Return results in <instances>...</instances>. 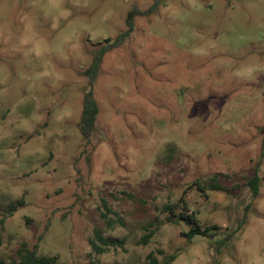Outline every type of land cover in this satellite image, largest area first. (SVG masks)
Masks as SVG:
<instances>
[{
  "label": "rangeland",
  "instance_id": "1",
  "mask_svg": "<svg viewBox=\"0 0 264 264\" xmlns=\"http://www.w3.org/2000/svg\"><path fill=\"white\" fill-rule=\"evenodd\" d=\"M155 2L0 0V261L264 264V0H160L91 85ZM168 206L215 234L188 240ZM96 229L117 243L103 254Z\"/></svg>",
  "mask_w": 264,
  "mask_h": 264
},
{
  "label": "trees",
  "instance_id": "2",
  "mask_svg": "<svg viewBox=\"0 0 264 264\" xmlns=\"http://www.w3.org/2000/svg\"><path fill=\"white\" fill-rule=\"evenodd\" d=\"M159 1L160 0H156V2L154 3V6H152L149 10L145 12H141L136 8H133L132 10L128 12L126 21H125L128 29L120 33L108 47H103L101 50L96 52V54L93 56L92 64L84 72V74L90 79L91 85L93 84L94 80L96 79L98 75L104 54L108 50L121 45L125 41V39L130 36L131 32L133 31L134 18L140 15H146L147 13L153 11L154 7H156L157 2ZM97 115H98L97 103L95 99L93 98L92 93H89L85 96L83 100L81 117H80V122H79L80 133L83 139L86 141L90 138V136L92 135L94 131ZM263 148H264V144H263ZM262 157H264V150H263ZM215 177L217 176L212 177L209 181L210 189L214 191L222 190ZM248 184L252 189L253 195L256 196L258 193L259 177L257 175L253 176L251 179H249ZM18 204L22 206L23 202L18 201ZM182 205L185 206V203L182 202ZM172 209L173 207L171 206L166 207L167 212L169 214L171 213V215L168 217L169 221H172L173 218H176L177 220H181L184 223L191 226L190 230L187 233H185V237L188 240H190L195 235L211 237L215 234L214 227L202 229L201 226L198 224L197 219L193 215L184 214L182 212L175 214ZM8 210H9V214L12 215L17 210V205L10 204ZM105 216L106 215H103L104 219L106 218ZM149 239H150V235L145 236L142 240V243L147 244ZM89 244L92 250L96 254H103L111 246L117 243L105 238L103 236V232L100 229H96L94 230L93 238L89 240ZM119 244H122V242L120 241ZM173 258L174 256H170L166 261L163 262V264H169L170 260H172ZM57 260H58L57 256H48V257L40 256L37 252L36 246H34L32 249H29L26 246H23L18 251V260L11 261V262L0 261V264H56ZM146 264H159L157 258L154 256V253H150L147 256Z\"/></svg>",
  "mask_w": 264,
  "mask_h": 264
},
{
  "label": "clouds",
  "instance_id": "3",
  "mask_svg": "<svg viewBox=\"0 0 264 264\" xmlns=\"http://www.w3.org/2000/svg\"><path fill=\"white\" fill-rule=\"evenodd\" d=\"M22 43H27L26 40L22 41ZM245 72L246 75H252L255 71V68L252 65H246L245 68L242 70ZM239 74V73H238Z\"/></svg>",
  "mask_w": 264,
  "mask_h": 264
}]
</instances>
